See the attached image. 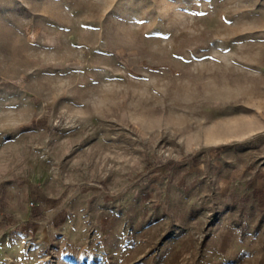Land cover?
I'll list each match as a JSON object with an SVG mask.
<instances>
[{
	"label": "rangeland",
	"instance_id": "rangeland-1",
	"mask_svg": "<svg viewBox=\"0 0 264 264\" xmlns=\"http://www.w3.org/2000/svg\"><path fill=\"white\" fill-rule=\"evenodd\" d=\"M0 264H264V0H0Z\"/></svg>",
	"mask_w": 264,
	"mask_h": 264
}]
</instances>
